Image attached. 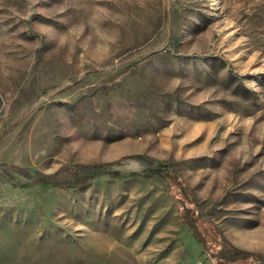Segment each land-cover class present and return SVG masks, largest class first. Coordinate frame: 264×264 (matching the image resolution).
Here are the masks:
<instances>
[{"label":"rangeland","instance_id":"1","mask_svg":"<svg viewBox=\"0 0 264 264\" xmlns=\"http://www.w3.org/2000/svg\"><path fill=\"white\" fill-rule=\"evenodd\" d=\"M110 161L0 177V264H216V229L264 253V0H0V163Z\"/></svg>","mask_w":264,"mask_h":264},{"label":"trees","instance_id":"2","mask_svg":"<svg viewBox=\"0 0 264 264\" xmlns=\"http://www.w3.org/2000/svg\"><path fill=\"white\" fill-rule=\"evenodd\" d=\"M153 161H155L156 167L147 176L153 177L158 182L167 186L180 182L176 174L168 171L158 160ZM115 163V161L106 163H71L65 164L51 173L36 172L34 174H27L24 168L4 162L0 163V177L19 186L37 184L43 187L74 188L84 186L101 174L110 173L109 169L115 166ZM16 176L22 177L25 181H16ZM184 218L189 227L193 229V236L196 241L205 247L206 243L196 233L198 225L197 217L186 214ZM215 231L217 232V237L211 241L214 250L210 251V255L214 258L216 264H264V253L236 247L219 229Z\"/></svg>","mask_w":264,"mask_h":264}]
</instances>
